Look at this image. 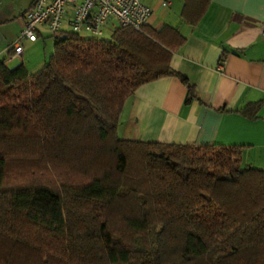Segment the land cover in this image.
Instances as JSON below:
<instances>
[{
  "label": "trees",
  "instance_id": "obj_1",
  "mask_svg": "<svg viewBox=\"0 0 264 264\" xmlns=\"http://www.w3.org/2000/svg\"><path fill=\"white\" fill-rule=\"evenodd\" d=\"M184 40L65 30L36 73L0 59V264H264V171L241 148L118 135L140 86L175 76L196 96L170 66Z\"/></svg>",
  "mask_w": 264,
  "mask_h": 264
},
{
  "label": "crops",
  "instance_id": "obj_2",
  "mask_svg": "<svg viewBox=\"0 0 264 264\" xmlns=\"http://www.w3.org/2000/svg\"><path fill=\"white\" fill-rule=\"evenodd\" d=\"M33 2L0 0V59L10 68L24 64L29 73L47 62L46 54L29 56L40 40L47 46V28L35 42L24 41L21 54L12 44ZM144 2L152 10L149 27L168 26L185 39L170 66L196 96L187 100V86L175 76L140 86L123 108L119 137L241 148L243 166L264 171V0H208L205 7L197 0Z\"/></svg>",
  "mask_w": 264,
  "mask_h": 264
},
{
  "label": "built area",
  "instance_id": "obj_3",
  "mask_svg": "<svg viewBox=\"0 0 264 264\" xmlns=\"http://www.w3.org/2000/svg\"><path fill=\"white\" fill-rule=\"evenodd\" d=\"M151 14L144 0H34L23 15L12 49L21 54L24 41L35 42L42 27L49 30L52 38L68 27L76 34L85 32L99 39L112 21L116 27L140 30L148 24ZM261 28L264 33V24Z\"/></svg>",
  "mask_w": 264,
  "mask_h": 264
},
{
  "label": "rangeland",
  "instance_id": "obj_4",
  "mask_svg": "<svg viewBox=\"0 0 264 264\" xmlns=\"http://www.w3.org/2000/svg\"><path fill=\"white\" fill-rule=\"evenodd\" d=\"M115 27H116V23L114 21H112L110 23V25L105 29L104 34L100 39H106V40L110 39L111 34L113 33ZM65 30L68 32H71V30L68 27H66ZM81 36L82 37H92L89 33H85V32L82 33ZM45 40L47 42V46L43 43V40H40L41 47L33 48L30 51L29 56H31L33 58V60H35V59L37 60V58L38 59L42 58L46 54L47 55V61H49L50 56L54 52L53 38L51 37V33L49 32V30H47V37L45 38ZM42 65H44V64H42ZM34 71H37V70H34ZM34 73H36V72H34Z\"/></svg>",
  "mask_w": 264,
  "mask_h": 264
}]
</instances>
